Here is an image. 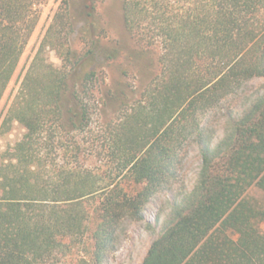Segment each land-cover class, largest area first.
<instances>
[{
    "label": "trees",
    "instance_id": "obj_1",
    "mask_svg": "<svg viewBox=\"0 0 264 264\" xmlns=\"http://www.w3.org/2000/svg\"><path fill=\"white\" fill-rule=\"evenodd\" d=\"M47 1L0 0V100ZM97 2L83 0L77 20L73 0H62L1 125L26 132L0 155V264H105L124 221L143 220L190 137L201 146L199 181L142 264H264V203L247 193H264V94L215 148L202 126L225 96L264 77V0H124L132 37L144 50L157 41L162 49V77L133 101L122 81L98 78L105 28ZM79 23L84 52L70 44ZM48 47L61 67L45 57ZM95 83L119 113L105 126L112 164L101 172L71 163L83 152L77 135L90 125Z\"/></svg>",
    "mask_w": 264,
    "mask_h": 264
},
{
    "label": "rangeland",
    "instance_id": "obj_2",
    "mask_svg": "<svg viewBox=\"0 0 264 264\" xmlns=\"http://www.w3.org/2000/svg\"><path fill=\"white\" fill-rule=\"evenodd\" d=\"M62 0H48L37 6L39 22L27 43L18 68L0 100V155L19 142L26 129L18 122L11 124L8 130L1 127L12 100L20 88L21 81L33 60L46 31L52 23ZM124 0H98L97 17L100 25L105 28L102 36V46L97 56V71L99 80L105 77L108 86L118 87L122 81L127 92V100L141 98V93L154 77H162V64L159 60L162 52L157 41L148 50L142 49L128 31L123 14ZM83 0H73L71 15L77 20L82 18ZM81 23L75 27L77 31L71 34L70 44L79 52H84L87 45L82 38ZM120 48L121 55L113 60L104 58V50ZM45 57L57 67L63 65V60L57 52L48 47ZM107 88L96 84L92 86L90 95L92 112L91 122L85 131L79 132L77 139L81 142L83 152L79 158L72 160L83 168L101 172L109 168V145L102 140L106 123L114 121L119 113L107 108L103 97ZM264 94V77H256L243 83L232 94L210 108L203 120L206 127V141L215 148L233 125L236 117L242 115L253 104L255 99ZM201 146L196 137H190L178 152L173 175L165 186L160 189L146 204L144 218L140 221L127 219L124 221L114 250L108 255L105 264H142L152 242L158 237L165 224L174 214V210L184 204L190 197L199 181L202 168ZM74 161V162H73ZM248 196L264 203V193L257 187L248 190ZM264 231V222L261 223Z\"/></svg>",
    "mask_w": 264,
    "mask_h": 264
}]
</instances>
